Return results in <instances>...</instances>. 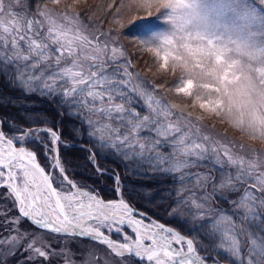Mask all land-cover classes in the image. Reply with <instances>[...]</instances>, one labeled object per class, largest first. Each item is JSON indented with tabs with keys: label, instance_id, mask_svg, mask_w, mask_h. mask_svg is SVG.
<instances>
[{
	"label": "snow or ice",
	"instance_id": "1",
	"mask_svg": "<svg viewBox=\"0 0 264 264\" xmlns=\"http://www.w3.org/2000/svg\"><path fill=\"white\" fill-rule=\"evenodd\" d=\"M133 5L156 6L166 30L140 43L158 71L186 74L174 91L191 105L153 96L131 61L121 62L123 49L91 36L80 13L0 0V264H264V154L209 146L187 110L198 106L264 141V0L120 7ZM119 14L114 25L134 27L136 17L125 25ZM36 99L59 120L37 112ZM85 135L88 162L112 180L114 198L76 179L70 154ZM109 157L134 178H163L161 199L179 224L135 202L152 204L159 184L125 186L119 166L99 163ZM76 238L91 247L78 250Z\"/></svg>",
	"mask_w": 264,
	"mask_h": 264
},
{
	"label": "rangeland",
	"instance_id": "2",
	"mask_svg": "<svg viewBox=\"0 0 264 264\" xmlns=\"http://www.w3.org/2000/svg\"><path fill=\"white\" fill-rule=\"evenodd\" d=\"M123 2L127 4V0H123ZM121 3L122 0H60V3L54 4L50 0H45V6L53 11L80 13L91 36L101 37L102 42L107 41L110 46L115 44V46L122 48L124 56L121 58V62L131 61L130 70L138 74L139 82L143 83L145 88L157 99H162L166 103L191 105V98L178 96L174 91L178 82L186 78V74L182 76L179 69L173 72L171 68L167 72L158 71L159 61L154 59L151 52L144 50V46L140 43L141 38L146 37L148 34L166 30L167 26L160 14L156 12V6L137 9L133 5L130 9L127 6L120 7ZM110 4L113 5L111 9L109 8ZM117 8H120L119 19L122 24L128 25L129 21L136 17L134 27L120 29L118 25L112 23ZM149 12L152 13L151 16H149ZM144 24H147L149 28L139 31L138 27H135ZM109 28L114 30L112 35L107 34ZM132 83H138L135 76L132 78ZM159 85H163V87H157ZM143 104L144 101L140 100L137 102V107H143ZM187 110L193 112V130L198 129L197 134L200 137H209V146H226L236 152L253 150V155L256 157L264 154V141H261L258 137L252 138L248 133L234 127L226 119L222 120L213 114L203 113L198 106L195 109L189 107ZM196 116H202L203 119L196 121ZM216 174L219 173L216 172ZM166 187L167 191L169 185L166 184ZM162 195L163 193H159L156 196L154 204L161 200L164 201V199H161ZM224 207H227V205ZM181 215L183 214L181 213ZM168 218H170L169 215ZM187 219L191 221L192 218L187 217ZM170 221L176 226L179 224L176 219L170 218ZM184 227H187V225ZM76 246H78V250H86L91 247L78 239L75 241L74 247Z\"/></svg>",
	"mask_w": 264,
	"mask_h": 264
},
{
	"label": "trees",
	"instance_id": "3",
	"mask_svg": "<svg viewBox=\"0 0 264 264\" xmlns=\"http://www.w3.org/2000/svg\"><path fill=\"white\" fill-rule=\"evenodd\" d=\"M138 27L140 30H146L149 28L147 24L141 25V26H135ZM12 95H18L17 93H11ZM35 110L37 112H47L48 116L52 120H59V117L56 115L58 109H55L53 105H51L47 100H39L36 99L35 102ZM7 111H11L13 113L17 112L18 110L16 108L7 109ZM68 121L65 119L64 123L61 125L62 127H67ZM90 141L88 140V137L85 135L83 140V145H79L71 150V162L75 166L73 171L76 173V179L78 182H81L82 184L86 186H94L95 188L99 189L101 194L105 196L106 198H114V194L112 192V180L109 179L107 176L104 177H98L92 168L91 164L88 162V155H89V147H90ZM101 154H106L105 150L101 149ZM66 159L68 157H65ZM99 163L102 167L109 168L110 170H113L116 166H119V171L123 180V183L125 186L131 187L133 183L136 185L142 184V183H156L159 184V188L155 189L158 193H163L160 190L163 189L164 192H166V183L163 182V178H157L156 181H143L137 178H134L130 176L128 173L125 172L123 164H120L119 161H116L109 157L108 159H100ZM165 186V187H164ZM159 195V194H158ZM157 195V196H158ZM155 201V200H154ZM154 201L152 204H147L146 201H135L138 203L141 207L146 208L150 213H152L154 216L158 217L161 222H164L166 224H170L172 226H176L170 221V218H168V205L170 203L169 200H161L157 204H154ZM87 244H92V242L87 240H82Z\"/></svg>",
	"mask_w": 264,
	"mask_h": 264
}]
</instances>
